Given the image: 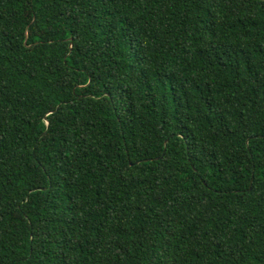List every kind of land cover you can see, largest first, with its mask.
<instances>
[{
    "label": "trees",
    "instance_id": "1",
    "mask_svg": "<svg viewBox=\"0 0 264 264\" xmlns=\"http://www.w3.org/2000/svg\"><path fill=\"white\" fill-rule=\"evenodd\" d=\"M0 264H264V2L0 0Z\"/></svg>",
    "mask_w": 264,
    "mask_h": 264
},
{
    "label": "water",
    "instance_id": "2",
    "mask_svg": "<svg viewBox=\"0 0 264 264\" xmlns=\"http://www.w3.org/2000/svg\"><path fill=\"white\" fill-rule=\"evenodd\" d=\"M255 1H261V2H264V0H255Z\"/></svg>",
    "mask_w": 264,
    "mask_h": 264
}]
</instances>
